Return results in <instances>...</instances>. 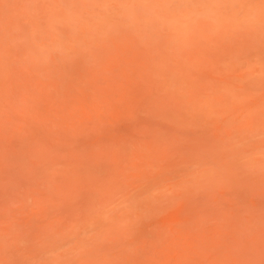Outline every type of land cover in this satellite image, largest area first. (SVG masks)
<instances>
[{"label":"rangeland","instance_id":"obj_1","mask_svg":"<svg viewBox=\"0 0 264 264\" xmlns=\"http://www.w3.org/2000/svg\"><path fill=\"white\" fill-rule=\"evenodd\" d=\"M0 264H264V0H0Z\"/></svg>","mask_w":264,"mask_h":264}]
</instances>
